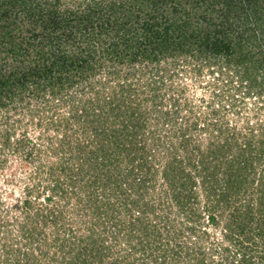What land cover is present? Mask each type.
I'll return each mask as SVG.
<instances>
[{
  "label": "trees",
  "instance_id": "16d2710c",
  "mask_svg": "<svg viewBox=\"0 0 264 264\" xmlns=\"http://www.w3.org/2000/svg\"><path fill=\"white\" fill-rule=\"evenodd\" d=\"M252 20L264 32V0H0V118L13 126L18 112L42 127L40 142L18 139L19 148L26 142L22 154L38 162L12 212L17 233L3 230L8 220L0 223L3 238L14 235L9 244H17L0 241L8 250L0 264H185L187 257L189 264H226L208 258L201 243L193 253L192 237L204 212L218 223L219 207L254 187V160L243 143L228 157L231 143L223 151L221 135L196 138L199 123L146 131L147 116L136 108V70L189 53L222 58L221 68L237 66L247 92L260 87L254 95L262 99L264 73L260 80L253 69L262 67L254 56L263 52L245 46ZM153 85L146 89L162 113L159 127L174 118ZM3 129L8 146L11 133ZM250 144L251 156L264 155V139ZM222 151L226 167L217 160ZM260 193L247 223L264 211V188ZM237 206L233 212L240 213ZM261 223L251 248L264 244L254 238H264ZM236 240V262L258 264ZM260 258L264 264V253Z\"/></svg>",
  "mask_w": 264,
  "mask_h": 264
},
{
  "label": "rangeland",
  "instance_id": "374dc122",
  "mask_svg": "<svg viewBox=\"0 0 264 264\" xmlns=\"http://www.w3.org/2000/svg\"><path fill=\"white\" fill-rule=\"evenodd\" d=\"M257 17H261L258 12L253 14ZM253 17V16H252ZM261 19H263L261 17ZM260 20H252L249 24H246V34H250V44L246 49L259 51L261 50L264 54V32L261 27L257 26V22ZM264 21V20H263ZM249 25V29L247 28ZM256 27V28H255ZM231 32V37H235L236 33ZM238 39V37H235ZM244 45V44H243ZM262 53H257L254 58L258 59V63L263 64L262 67H256L253 69L254 75L261 80L262 73H264V55ZM198 56H193L192 54H186L185 56H180V58H175V62L170 60L169 62H162L157 67L156 65H146L141 64L136 70L137 76L141 79L139 87V99L137 101V109L143 114H146V119L148 125L145 130L165 129L166 133L169 129H194L192 124L199 123L198 127L194 131L196 138L210 140L214 135H221L222 137L217 139L218 145L222 146L220 148H225V142L231 143L227 149L228 157L235 155L237 153V148L240 143L246 145L245 155L249 159L254 160L255 170L250 173V179H255L253 184L254 187H249L250 190L247 192H241L236 196H233V203L231 207H227V204H223L216 211L217 222L212 223L208 220L207 212H204L200 221L196 224V229L200 231L197 232L195 239L197 242L194 244L195 253L197 251L199 243L203 244L208 252L207 257L213 258L215 260L224 259L226 264H231L235 261L238 264V260H241V256L237 255L233 247H236L237 238L240 241L237 244V249L249 251L257 255L258 264H263L260 258V253H264V244L261 243L262 237L254 234V238L262 245H255L257 249L251 248L254 243H250V237L253 235L254 227H258L262 224L261 220H264V211L259 216H255L252 223H247L250 221L248 216V209L251 205L260 206V190L264 188V155L256 157L251 156L250 149L248 148L249 143L251 147L253 145L257 147L258 141L264 139V98L259 99L254 95L257 90L256 87L251 89V93L247 92L246 80L244 83L236 77L237 74L240 76V72L237 66L232 65L231 70L228 68H221L220 61L222 58H216L211 56H204L202 54H197ZM218 59L220 61H218ZM260 59V60H259ZM237 67V68H236ZM222 69V70H221ZM261 71L260 73L258 71ZM142 71H147L146 76L143 75ZM133 76V75H132ZM131 77V76H130ZM149 81L154 82L153 91L158 89L160 93V98L158 102L163 103V110L170 111V115H173L174 120L169 122V124H161L159 127L156 126L158 116L162 113L155 110L156 101L153 100L150 90L146 89L148 87ZM258 86V85H257ZM146 91V92H144ZM152 91V92H153ZM247 93V94H246ZM264 97V95H262ZM150 97V99H148ZM145 112V113H144ZM169 115V116H170ZM177 116V117H176ZM23 117L22 122H19V118ZM37 120L31 121L29 116H21L18 112L12 114L10 123L3 121L0 118V128L3 127L4 131L10 132V145L6 146L3 141L0 140V223L8 220L9 225L3 228V230H12L17 233V228L14 221L15 205L19 203L20 197H23L24 185L29 181L32 171L35 170V166L38 162V157H26L22 152L25 148V141H21L20 148L18 147V139H25L24 137H29L40 142L39 139V129L40 124H36ZM177 122V123H175ZM203 124L205 126H203ZM10 128V129H9ZM204 132L201 129H206ZM224 130V133L220 131ZM214 134V135H213ZM151 135V132L148 133ZM1 139V138H0ZM138 140H143L140 136ZM238 143V144H237ZM149 144H152L151 138L149 139ZM240 147V145H239ZM18 148L20 152L16 149ZM16 149V150H14ZM223 151L218 156L217 160L221 163V167H226L227 162L223 160ZM244 155V154H243ZM222 160L220 161V157ZM242 156V155H241ZM216 160V161H217ZM230 160V159H229ZM242 160L244 158L242 157ZM194 173V172H193ZM247 173V172H246ZM29 176V177H28ZM33 176H35L33 174ZM38 181V178L33 179ZM200 189V187H199ZM20 195V196H19ZM204 197V196H202ZM201 197V198H202ZM201 210L205 205V200L202 198ZM6 204V205H5ZM238 204H241L240 213L246 212V223L242 221V215L237 212H233ZM234 205V206H233ZM225 229L230 230V234L227 235ZM202 230L210 233L208 237L201 236L204 234ZM256 230V231H257ZM7 231V233H9ZM4 235L0 234V241H4L9 244V240L12 238L4 239ZM197 237V238H195ZM191 239V241H192ZM236 242V243H235ZM191 244V243H188ZM214 244L215 250H210V245ZM11 248L17 247V244H9ZM19 247L22 244H19ZM5 247H0V257L3 259L5 254ZM214 253V254H213ZM214 255V256H213ZM11 257V256H10ZM9 258V256H8ZM191 257L182 258L186 259L185 264H189ZM257 259H255L257 263ZM241 263V262H240ZM247 264L249 262L246 261Z\"/></svg>",
  "mask_w": 264,
  "mask_h": 264
}]
</instances>
